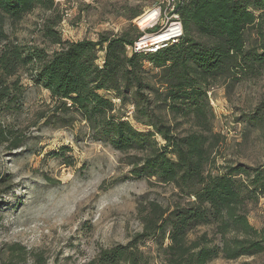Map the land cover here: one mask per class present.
Instances as JSON below:
<instances>
[{
  "label": "trees",
  "instance_id": "trees-1",
  "mask_svg": "<svg viewBox=\"0 0 264 264\" xmlns=\"http://www.w3.org/2000/svg\"><path fill=\"white\" fill-rule=\"evenodd\" d=\"M36 10L44 13L43 42L58 49L18 43L6 32L7 24ZM174 11L184 27L182 38L153 53H129L142 34L132 39L108 32L96 41L71 42L59 30L66 15L57 1L0 0V114L18 108V75L27 71L55 104L52 115L42 113L39 121L67 127L74 115L87 123L96 141L129 155L132 176L173 184L188 205L173 211L155 206L146 222L145 235L169 240L165 264L263 257L264 227L251 225L248 206L264 198V164L214 165L221 135L213 127L208 93L220 82L263 75L264 0H179ZM126 108L144 129L125 119ZM246 120L263 127L264 104ZM185 125L190 129L181 130ZM8 142L9 150L23 147L14 129L0 123V146ZM203 227L214 237L191 238ZM88 264L149 262L131 242L102 249Z\"/></svg>",
  "mask_w": 264,
  "mask_h": 264
},
{
  "label": "rangeland",
  "instance_id": "rangeland-1",
  "mask_svg": "<svg viewBox=\"0 0 264 264\" xmlns=\"http://www.w3.org/2000/svg\"><path fill=\"white\" fill-rule=\"evenodd\" d=\"M57 2L66 15L59 30L63 40L71 42L96 41L108 32L132 39L139 33H157L172 14L167 0ZM159 8L162 20L151 31L143 32L138 19L131 20L137 12L145 15ZM43 15L36 10L13 26L7 24L5 30L18 43L58 49L41 38ZM247 39H252L249 31ZM18 76L22 84L18 108L0 114V123L14 129L23 144L18 150H9L10 142L0 146V264H88L102 249L131 242L149 264H165L163 251L169 240L145 235L147 219L155 206L173 211L187 206L188 199L173 184L132 176L129 155L96 141L87 123L74 115L68 116L74 121L67 127L39 121L42 113L50 116L54 110L50 93L35 86L27 71ZM208 98L215 115L213 127L221 135L214 165L264 164V126L246 120L264 104V72L257 79L220 82ZM124 113L126 120L144 129L135 121L132 108ZM187 129L190 125L181 130ZM248 217L256 229L264 227V198L249 204ZM204 233L210 238L215 235L203 227L191 238ZM210 264H264V256L234 261L219 256Z\"/></svg>",
  "mask_w": 264,
  "mask_h": 264
},
{
  "label": "built area",
  "instance_id": "built-area-1",
  "mask_svg": "<svg viewBox=\"0 0 264 264\" xmlns=\"http://www.w3.org/2000/svg\"><path fill=\"white\" fill-rule=\"evenodd\" d=\"M167 1H168V6H170L169 10L172 14H171V17L168 18L165 28H163L160 32H157V33L153 32L152 34H147L145 32L147 29L150 31L155 29L156 28L155 26H157L159 22L162 20L161 9L159 8L158 10H154V13L156 15L153 17V19L150 22H148V24L145 27L141 28L138 23L139 28H141V30L145 32V34L140 36V38L135 42L134 46L128 47L129 53H134V52L135 53H139V52L153 53L159 49L167 47L169 43L177 42L180 38L183 37L184 27L182 26L180 22L179 16L174 11L175 7L179 3V0H167ZM151 12H148V13H151ZM140 17H142V15ZM140 17H138V19ZM163 36H165L163 40L158 43L150 42L154 38L163 37Z\"/></svg>",
  "mask_w": 264,
  "mask_h": 264
},
{
  "label": "bare ground",
  "instance_id": "bare-ground-1",
  "mask_svg": "<svg viewBox=\"0 0 264 264\" xmlns=\"http://www.w3.org/2000/svg\"><path fill=\"white\" fill-rule=\"evenodd\" d=\"M60 1V0H59ZM156 14L154 13V11H152L151 13H148V14H145L144 16H142V17H140L139 19H138V23H139V26L142 28V27H145L147 24H148V22H150L152 19H153V17L155 16ZM165 36H163V37H158V38H154L152 41H150V42H154V43H158V42H160V41H162L163 40V38H164Z\"/></svg>",
  "mask_w": 264,
  "mask_h": 264
}]
</instances>
